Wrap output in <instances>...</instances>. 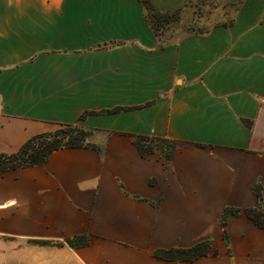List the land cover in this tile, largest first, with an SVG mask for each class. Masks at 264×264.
<instances>
[{
	"label": "crops",
	"instance_id": "obj_1",
	"mask_svg": "<svg viewBox=\"0 0 264 264\" xmlns=\"http://www.w3.org/2000/svg\"><path fill=\"white\" fill-rule=\"evenodd\" d=\"M189 2L0 0V155L64 125L93 146L0 171V264H264L244 213L256 184L264 202V0L162 43L148 6ZM131 135L178 147L145 158ZM226 207L243 212L224 226ZM206 240L194 261L154 255Z\"/></svg>",
	"mask_w": 264,
	"mask_h": 264
},
{
	"label": "trees",
	"instance_id": "obj_2",
	"mask_svg": "<svg viewBox=\"0 0 264 264\" xmlns=\"http://www.w3.org/2000/svg\"><path fill=\"white\" fill-rule=\"evenodd\" d=\"M148 11L155 12V9L148 6ZM119 110L121 109H115L112 112H118ZM91 135L92 132L83 129L79 125H64L59 127L57 131L37 135L25 143L16 153L10 155L1 154L0 171L41 166L48 161L55 151L60 149L93 147L88 143ZM131 137L140 154L145 158L160 153L166 161H171L178 147L176 141L167 138L142 135H131ZM254 193L258 205L257 207L245 209L244 213L256 226L263 229L264 202L260 184L254 186ZM242 212L240 208L226 207L222 216V224L225 226L230 216H238ZM225 239H227L226 233ZM38 243L48 244L49 242L40 241ZM66 243L72 248H79L89 246L90 241L88 236L83 235L67 239ZM211 253L212 242L210 240L202 241L190 248L158 249L154 251V255L158 259L166 261H194Z\"/></svg>",
	"mask_w": 264,
	"mask_h": 264
},
{
	"label": "rangeland",
	"instance_id": "obj_3",
	"mask_svg": "<svg viewBox=\"0 0 264 264\" xmlns=\"http://www.w3.org/2000/svg\"><path fill=\"white\" fill-rule=\"evenodd\" d=\"M242 1L190 0L185 9L148 11V19L162 43L178 41L190 34H205L216 26L231 24Z\"/></svg>",
	"mask_w": 264,
	"mask_h": 264
}]
</instances>
